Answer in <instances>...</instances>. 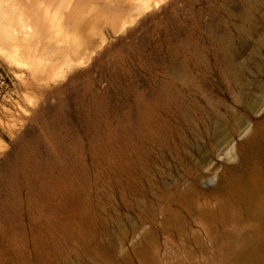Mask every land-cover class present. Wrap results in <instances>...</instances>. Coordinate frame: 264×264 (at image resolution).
<instances>
[{"label": "rangeland", "instance_id": "obj_1", "mask_svg": "<svg viewBox=\"0 0 264 264\" xmlns=\"http://www.w3.org/2000/svg\"><path fill=\"white\" fill-rule=\"evenodd\" d=\"M159 7L46 83L0 55V264H264V0Z\"/></svg>", "mask_w": 264, "mask_h": 264}, {"label": "bare ground", "instance_id": "obj_2", "mask_svg": "<svg viewBox=\"0 0 264 264\" xmlns=\"http://www.w3.org/2000/svg\"><path fill=\"white\" fill-rule=\"evenodd\" d=\"M165 1L0 0V55L27 67L32 76L46 83L55 71L80 67L88 61L93 51L106 43L107 33L116 35L133 23L137 14L159 9ZM242 134L244 139L238 147L230 148L231 157L240 161L244 148L256 140L255 131Z\"/></svg>", "mask_w": 264, "mask_h": 264}]
</instances>
